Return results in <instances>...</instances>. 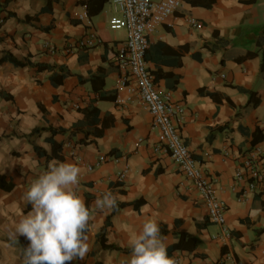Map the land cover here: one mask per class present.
I'll use <instances>...</instances> for the list:
<instances>
[{"label":"crops","instance_id":"0c3cea01","mask_svg":"<svg viewBox=\"0 0 264 264\" xmlns=\"http://www.w3.org/2000/svg\"><path fill=\"white\" fill-rule=\"evenodd\" d=\"M83 13L87 21L79 19ZM0 17V264H25L30 241L15 228L32 210L25 193L52 161L81 169L75 191L94 212L89 251L71 264H128L130 239L148 220L158 223L179 264L227 256L264 264V182L246 195L245 185L235 184L245 158L264 152V0H183L151 36L146 57L159 94L185 108L181 138L227 206V245L197 187L168 154L156 152L158 133L141 101L116 105L125 95L117 59L128 36L110 28L121 17L113 1L0 0ZM86 41L92 45H79ZM252 93L258 106L249 105ZM52 142L62 146L55 157ZM101 157L107 161L95 166ZM260 167L264 174V157ZM107 192L117 207L95 209ZM108 224L107 245L122 251L98 243Z\"/></svg>","mask_w":264,"mask_h":264},{"label":"built area","instance_id":"2783aa9c","mask_svg":"<svg viewBox=\"0 0 264 264\" xmlns=\"http://www.w3.org/2000/svg\"><path fill=\"white\" fill-rule=\"evenodd\" d=\"M112 1L121 17L111 19L110 28L113 31L125 30L128 36L117 59V65L122 73L118 87L125 95L116 97V105L126 107L135 98L141 101L143 108L152 116V130L158 133L159 146L156 152L168 154L179 166L187 180L197 187L205 201L210 221L221 229L217 239L222 245H227L231 239L226 222L227 206L219 199L220 191L215 182L203 173L201 164L194 159L181 138L180 133L185 121V108L182 104L176 103L171 95L161 96L159 94L154 76L147 67L146 57L150 48L151 36L160 25L175 16L182 7L183 0H162L160 2L153 0ZM79 19L87 21V13L80 15ZM191 23L196 28L201 27V24L195 20H192ZM3 24L4 19L0 17V27ZM79 45H92V42H81ZM49 50L55 52V48L50 47ZM262 157H264V152L258 148L245 158L242 166L236 172L235 184L245 185V195L255 192L258 185L264 182V174L260 167ZM106 161V157H101L95 166H101ZM88 170L93 171L94 166H89ZM130 171L131 167L127 164L117 175V182L125 183ZM177 264L179 263L177 262ZM202 264L243 263L235 262L230 256H227L218 262Z\"/></svg>","mask_w":264,"mask_h":264},{"label":"clouds","instance_id":"9594fccd","mask_svg":"<svg viewBox=\"0 0 264 264\" xmlns=\"http://www.w3.org/2000/svg\"><path fill=\"white\" fill-rule=\"evenodd\" d=\"M81 169L72 163L52 161L25 193L32 210L15 228V235L30 241L25 264H71L89 251L87 232L94 212L75 189ZM117 207V196L105 193L94 201L97 210ZM128 264H177L169 257L158 223L148 220L131 237Z\"/></svg>","mask_w":264,"mask_h":264},{"label":"trees","instance_id":"16d2710c","mask_svg":"<svg viewBox=\"0 0 264 264\" xmlns=\"http://www.w3.org/2000/svg\"><path fill=\"white\" fill-rule=\"evenodd\" d=\"M9 61H11L14 65L18 66V67H25L27 66V64H24V63H20L18 61H16L15 59H13L12 57H10ZM47 69V68H46ZM261 69H262V73H264V55H263V60H262V66H261ZM256 99V100H255ZM249 105L250 106H258L259 105V97L257 96L256 93H252L250 95V102H249ZM61 134H64L65 131H60ZM52 145H53V154H52V157H55L57 156V153H59L61 150H62V146H57V144H55L54 142H52ZM38 151L39 154L42 153V151L40 149H36ZM45 156H47V153L45 152L44 153ZM59 159L62 160V157H59ZM109 226L106 225L105 229L103 230V232L100 234V236L98 237V243L100 245H102V247L105 249V250H111V251H122L121 249H119L118 247L116 246H113V245H107V239H106V231H107V227ZM185 237V236H184ZM182 240H183V237H182ZM179 247V245H178ZM124 252H130V250H123Z\"/></svg>","mask_w":264,"mask_h":264}]
</instances>
